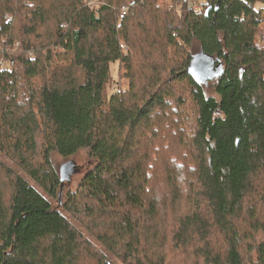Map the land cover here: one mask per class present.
Here are the masks:
<instances>
[{
    "label": "trees",
    "instance_id": "obj_1",
    "mask_svg": "<svg viewBox=\"0 0 264 264\" xmlns=\"http://www.w3.org/2000/svg\"><path fill=\"white\" fill-rule=\"evenodd\" d=\"M194 1L0 0V264H264V0Z\"/></svg>",
    "mask_w": 264,
    "mask_h": 264
},
{
    "label": "rangeland",
    "instance_id": "obj_2",
    "mask_svg": "<svg viewBox=\"0 0 264 264\" xmlns=\"http://www.w3.org/2000/svg\"><path fill=\"white\" fill-rule=\"evenodd\" d=\"M197 3L200 5L199 2H197ZM187 6H188V0H187ZM117 69H118V67L114 65V75H115L116 79L118 78ZM52 159H53V162H54L55 167L57 169H60L61 166L66 165L68 162L73 165L72 166V169H73L72 173L73 174L70 175V180L66 181V184H65L64 190H63V194H62V198H61L62 201L63 200L65 201V200H67V197L69 196V192L73 191L77 188V185H78L80 179L82 178L85 171L92 164L93 159H91V157L89 156V151L86 148L79 150L75 155H73L70 158L62 157L59 154V152L57 150H55L52 153ZM61 172H62V176H63L64 171L61 170ZM117 263L121 264L120 262H116V264Z\"/></svg>",
    "mask_w": 264,
    "mask_h": 264
},
{
    "label": "water",
    "instance_id": "obj_3",
    "mask_svg": "<svg viewBox=\"0 0 264 264\" xmlns=\"http://www.w3.org/2000/svg\"><path fill=\"white\" fill-rule=\"evenodd\" d=\"M72 166L73 165L69 162L66 165L62 166V170L64 171V175L62 176L63 179H67L68 181L70 180V175L73 174Z\"/></svg>",
    "mask_w": 264,
    "mask_h": 264
},
{
    "label": "built area",
    "instance_id": "obj_4",
    "mask_svg": "<svg viewBox=\"0 0 264 264\" xmlns=\"http://www.w3.org/2000/svg\"><path fill=\"white\" fill-rule=\"evenodd\" d=\"M188 7L193 9V10H196V11H200L201 10V5H199L194 0H188ZM123 13H126V8L125 7L123 9Z\"/></svg>",
    "mask_w": 264,
    "mask_h": 264
}]
</instances>
